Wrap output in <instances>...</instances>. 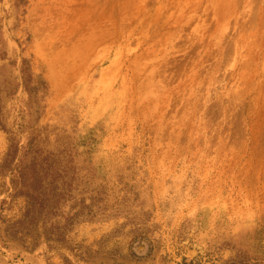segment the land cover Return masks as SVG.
<instances>
[{
  "label": "rangeland",
  "instance_id": "1",
  "mask_svg": "<svg viewBox=\"0 0 264 264\" xmlns=\"http://www.w3.org/2000/svg\"><path fill=\"white\" fill-rule=\"evenodd\" d=\"M0 264H264V0H0Z\"/></svg>",
  "mask_w": 264,
  "mask_h": 264
},
{
  "label": "trees",
  "instance_id": "2",
  "mask_svg": "<svg viewBox=\"0 0 264 264\" xmlns=\"http://www.w3.org/2000/svg\"><path fill=\"white\" fill-rule=\"evenodd\" d=\"M17 168H18V167H17ZM23 170L26 171V168H24ZM24 174H25V173H22V169L19 170L18 175H17V178H18L19 176L22 177Z\"/></svg>",
  "mask_w": 264,
  "mask_h": 264
}]
</instances>
